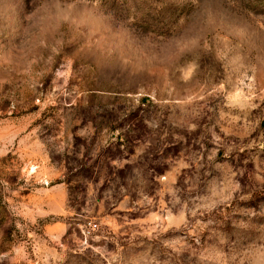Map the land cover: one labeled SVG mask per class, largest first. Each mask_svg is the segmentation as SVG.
Listing matches in <instances>:
<instances>
[{"label": "rangeland", "instance_id": "1", "mask_svg": "<svg viewBox=\"0 0 264 264\" xmlns=\"http://www.w3.org/2000/svg\"><path fill=\"white\" fill-rule=\"evenodd\" d=\"M0 264H264V0H0Z\"/></svg>", "mask_w": 264, "mask_h": 264}]
</instances>
